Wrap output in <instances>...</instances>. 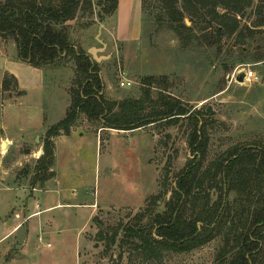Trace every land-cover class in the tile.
Masks as SVG:
<instances>
[{
  "label": "rangeland",
  "instance_id": "1",
  "mask_svg": "<svg viewBox=\"0 0 264 264\" xmlns=\"http://www.w3.org/2000/svg\"><path fill=\"white\" fill-rule=\"evenodd\" d=\"M105 1L91 0L93 11L67 30L73 45L99 65L106 99H140L144 79L152 77V99L164 93L193 111L210 109L216 123L205 167L235 145L264 142V62L238 65L240 55L247 54L235 36L224 37L220 53L217 46L185 49L168 28L159 2L142 0V23L136 19L137 3L133 35L122 43L116 36L118 7L106 16L100 6ZM250 2L237 16L245 32L264 17L259 14L264 0ZM127 10L122 7L121 24ZM186 21L191 26L188 16ZM255 39L247 46L250 57L264 35ZM40 70L44 76L19 59L12 38L0 36V264H113L120 254L121 264H146L132 247L120 248L122 236L107 253L97 235L131 223L152 197L162 195L160 212L165 199L171 200L177 175L194 158L187 144L189 122L119 132L80 115L70 136L50 139L49 130L71 106L75 63L59 60ZM249 71L258 81H236ZM4 80L10 84L7 92ZM125 80L132 86L121 88ZM49 140L55 145V176L42 185L35 181V168ZM222 246L219 238L190 254H167L161 263L149 264H214Z\"/></svg>",
  "mask_w": 264,
  "mask_h": 264
},
{
  "label": "trees",
  "instance_id": "2",
  "mask_svg": "<svg viewBox=\"0 0 264 264\" xmlns=\"http://www.w3.org/2000/svg\"><path fill=\"white\" fill-rule=\"evenodd\" d=\"M157 1L168 28L183 48L219 49L225 36H235V44L246 47L241 52L247 54L245 58L240 55L238 65L264 62V39L259 48L262 51L252 57L247 48L257 40L256 34L264 35V17L258 27L246 32L240 30L237 21L246 6H251L250 0ZM100 6L106 16H112L118 0H106ZM93 7L91 0H0V36L12 38L19 59L32 68L44 69L59 60L75 63L71 106L65 118L49 130L50 139L61 134L70 136L80 115L100 122L104 130L119 132L163 121L169 126L180 120L190 124L187 144L194 158L177 175L173 197L165 199L161 212L162 195L152 197L131 223L100 231L97 237L105 243L106 252L122 236L120 248L132 247L146 264L161 263L167 254H190L221 238L223 246L214 264H264V142L235 145L205 167L210 130L216 123L210 109L193 111L164 93L152 99V77L144 79L140 99H106L99 65L73 45L67 30L69 23L85 18ZM259 14H264V7ZM187 16L191 26L185 23ZM165 81L162 78L161 82ZM9 87L8 80H4L3 91H9ZM43 151L36 163L35 181L45 185L55 176L53 140L46 142ZM122 258L120 254L113 264H121Z\"/></svg>",
  "mask_w": 264,
  "mask_h": 264
},
{
  "label": "crops",
  "instance_id": "3",
  "mask_svg": "<svg viewBox=\"0 0 264 264\" xmlns=\"http://www.w3.org/2000/svg\"><path fill=\"white\" fill-rule=\"evenodd\" d=\"M138 1V2H137ZM137 3H139V5H137ZM136 5L138 6V13H137V18H139V21L142 23V0H118V13L119 15H117V30H116V36H117V40L119 42L122 43H126L129 40V35H133V13H135V7ZM122 7H124L125 9L129 8L128 14L126 15V17L124 18L125 21L123 24H121V12H122ZM140 15V17H139ZM120 28H123V31L120 32ZM136 28V27H135ZM134 28V32L136 34ZM137 29V28H136ZM131 33V34H130ZM38 73H40L42 76L43 75V70L40 69H35ZM16 76V75H15ZM17 80H18V84L20 85V87H23V84L21 82V80L16 76Z\"/></svg>",
  "mask_w": 264,
  "mask_h": 264
},
{
  "label": "built area",
  "instance_id": "4",
  "mask_svg": "<svg viewBox=\"0 0 264 264\" xmlns=\"http://www.w3.org/2000/svg\"><path fill=\"white\" fill-rule=\"evenodd\" d=\"M244 74H245L244 81H246V82H250L253 80L258 81L257 77H255L253 72L249 71V72H245ZM120 86H121V88H129L132 86V83L125 80V81H122L120 83Z\"/></svg>",
  "mask_w": 264,
  "mask_h": 264
},
{
  "label": "water",
  "instance_id": "5",
  "mask_svg": "<svg viewBox=\"0 0 264 264\" xmlns=\"http://www.w3.org/2000/svg\"><path fill=\"white\" fill-rule=\"evenodd\" d=\"M186 24H187V25H190V23H189L188 21H186ZM92 51H93V52H92V53H93V57L96 59V57H95L96 50L93 49ZM1 62H2V61H1ZM244 77H245V74H242V75H240V76L236 79V81H237L238 83H244ZM2 147L4 148V143H3Z\"/></svg>",
  "mask_w": 264,
  "mask_h": 264
},
{
  "label": "bare ground",
  "instance_id": "6",
  "mask_svg": "<svg viewBox=\"0 0 264 264\" xmlns=\"http://www.w3.org/2000/svg\"><path fill=\"white\" fill-rule=\"evenodd\" d=\"M6 146H7V145H6V144H4V148H5V149H6Z\"/></svg>",
  "mask_w": 264,
  "mask_h": 264
}]
</instances>
